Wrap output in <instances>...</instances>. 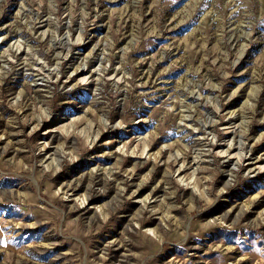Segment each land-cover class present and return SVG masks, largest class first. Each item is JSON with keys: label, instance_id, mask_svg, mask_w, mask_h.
Masks as SVG:
<instances>
[{"label": "rangeland", "instance_id": "1", "mask_svg": "<svg viewBox=\"0 0 264 264\" xmlns=\"http://www.w3.org/2000/svg\"><path fill=\"white\" fill-rule=\"evenodd\" d=\"M0 264H264V0H0Z\"/></svg>", "mask_w": 264, "mask_h": 264}]
</instances>
